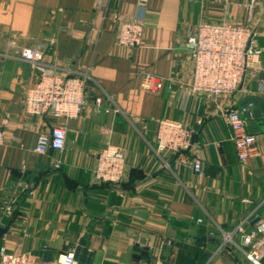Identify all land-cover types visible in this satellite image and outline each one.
<instances>
[{
	"label": "crops",
	"instance_id": "1",
	"mask_svg": "<svg viewBox=\"0 0 264 264\" xmlns=\"http://www.w3.org/2000/svg\"><path fill=\"white\" fill-rule=\"evenodd\" d=\"M256 1L248 22L249 0H0V122L7 121L0 124V206L19 198L13 217H3L9 230L0 229V245L45 262L73 250L77 264H250L234 244L242 233L264 231V0ZM113 15L142 22L141 47L117 43ZM222 20L253 28L259 63L228 98H179L191 74L186 37L199 21ZM39 44L45 64L87 76L86 106L66 124L63 151L45 155L34 152L38 134L62 122L25 114L39 74L12 58ZM143 73L162 87L144 91ZM96 98L108 113L96 112ZM248 101L256 116L246 131L257 143L239 162L224 116ZM166 118L193 129L189 156L201 160L202 176L169 152L155 153ZM107 143L125 151L124 180L92 184ZM20 181L31 184L32 198L21 196ZM233 232V244L223 245Z\"/></svg>",
	"mask_w": 264,
	"mask_h": 264
},
{
	"label": "built area",
	"instance_id": "2",
	"mask_svg": "<svg viewBox=\"0 0 264 264\" xmlns=\"http://www.w3.org/2000/svg\"><path fill=\"white\" fill-rule=\"evenodd\" d=\"M256 0H249L245 5L248 22L252 20ZM241 6V5H239ZM111 24L118 26L116 41L127 48L141 47L144 26L137 19L121 22L116 15L109 18ZM254 30L250 25H237L222 20L219 22L199 21L186 37L184 48L189 56L191 74L188 83L181 86L178 97L187 100L202 98L214 101L228 98L238 91L248 68L258 64L262 50L253 43ZM46 45L20 49L12 58L28 64L38 72L37 83L24 97V112L27 116H51L61 121L49 132L38 134L34 152L45 155L50 151L60 152L64 149L66 124L78 118L86 106V75H62L55 66L44 62ZM7 57V54L4 55ZM140 87L147 92L158 90L162 81L154 82L149 73H143ZM96 112L108 113L101 98L94 100ZM254 102L248 101L225 112L224 121L228 126L239 162L249 159L255 149L257 136L246 131L249 122L255 119ZM6 119L0 124L5 126ZM202 124L201 118L195 122ZM193 129L184 121L162 119L158 122L155 135V153L169 152L175 156L181 166H190L193 173L202 176L201 160L190 157ZM3 133L0 132V143ZM60 165L54 160V168ZM125 177V151L123 148L107 143L98 153L90 172L92 184L114 185ZM17 188L26 200L34 195L30 183L20 181ZM18 197L11 196L2 200L0 210V229L9 230L4 218H12L17 207ZM240 230V229H239ZM242 232V230H240ZM232 234L225 235L223 245L232 243ZM264 231L257 229L242 233V244L234 246L242 252L250 264H261L264 258ZM223 245L221 247H223ZM0 264H77L74 251L60 254L53 262H45L28 252H15L5 245H0Z\"/></svg>",
	"mask_w": 264,
	"mask_h": 264
}]
</instances>
